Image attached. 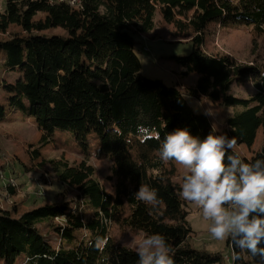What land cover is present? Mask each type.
Here are the masks:
<instances>
[{
  "label": "trees",
  "instance_id": "obj_1",
  "mask_svg": "<svg viewBox=\"0 0 264 264\" xmlns=\"http://www.w3.org/2000/svg\"><path fill=\"white\" fill-rule=\"evenodd\" d=\"M3 1L0 32L8 34L0 38V56L18 78L5 85L11 96L7 107L0 104V121L17 109L35 119L43 132V146L62 130L84 154L96 136L112 162L115 185L114 192L107 191L85 158L61 159L55 172L64 185L77 188L73 207L44 203L16 216L2 206L0 196V258L6 264H16L20 258L25 264H137L134 249L122 247L109 231L110 224L121 222L145 236L164 235L175 249V264H222L220 253L191 243L189 211L178 196L180 185L173 181L175 162H162L158 150L165 135L177 128L187 127L201 139L210 133V117L188 100L205 96L233 108L234 114L217 134L226 132L251 148L262 129V147L251 156L239 154L245 162L264 159V60L248 64L204 48L213 23L264 34V0ZM159 14L181 32L195 31L192 52L174 56L183 76L198 74L186 91L141 73L135 36L154 31ZM11 26L20 32L10 34ZM54 28H62L65 35L44 33ZM244 82L252 83L253 92L234 94L232 87ZM138 125L151 129V134L138 135ZM34 153L38 155V150ZM141 183L157 189L160 205L135 199L133 193ZM9 187L14 194L15 187ZM126 206L129 215L123 217ZM56 219L61 221L55 226L59 247L38 227ZM97 236L108 240L103 250L91 246ZM227 243L232 246L230 238ZM240 264L256 263L247 255Z\"/></svg>",
  "mask_w": 264,
  "mask_h": 264
},
{
  "label": "rangeland",
  "instance_id": "obj_2",
  "mask_svg": "<svg viewBox=\"0 0 264 264\" xmlns=\"http://www.w3.org/2000/svg\"><path fill=\"white\" fill-rule=\"evenodd\" d=\"M3 0H0L1 6ZM0 6V7H1ZM189 16L192 15L190 12ZM185 21V18H183ZM9 33H19L20 28L11 26ZM51 35H65L62 28H54L44 31ZM8 33L0 32V38L6 37ZM195 31L189 28L185 32L179 31L174 24L165 21L162 15L157 17V26L151 33L135 36V52L142 65L143 76L154 79H162L169 85L177 84L181 90H188L194 85L198 74L191 73L182 75L174 56H186L194 47L193 37ZM212 54H224L235 57L243 63H260L264 60V34L254 28H244L239 25H228L226 27L213 23L210 24L205 35V47ZM4 55L0 56V104L5 107L9 104L10 93L5 89L6 84L14 83L18 73L8 70L3 65ZM233 93L248 96L253 92L251 82L235 84ZM193 108L203 112L211 104L217 112L215 117H210L212 123H217V131L222 132L226 127V120L234 114L233 108L227 107L222 102H212L205 96L198 98L188 97ZM10 111V109H8ZM43 132L38 128L34 118L23 115L17 109L7 113L5 119L0 121V196L2 206L14 210L16 216L44 203L57 202L59 205L68 203L73 207L74 199L78 193L77 188L64 185L58 180L55 172L57 161L61 159L70 162H79L87 159L95 167V176L109 192H114L115 179L112 176V162L100 149L99 140L93 136L90 139L86 154L82 147L66 131L56 130L53 141L42 145ZM263 145V131L259 129L255 144L248 148L245 144L237 142L236 150L243 156H251ZM38 150V155L34 150ZM176 173L173 181L177 184L183 182L188 170L175 162ZM14 188V194H10V186ZM8 196H5V195ZM189 211L187 220L193 229L190 241L197 248H205L210 252L220 253L223 257L222 264L233 262V248L228 245V238L215 240L209 231L211 222L205 220L202 210L198 205L184 201ZM123 217L129 215L126 206ZM61 221L56 219L49 226L39 224L41 232L45 234L54 247L61 245L60 238L55 233V226ZM109 231L113 238L119 242L130 241L135 237L137 241L145 235L139 230L125 226L121 222L110 224ZM135 248V245H129ZM260 247H264V242ZM250 258L257 264L259 257ZM0 264H6L0 258ZM16 264H25L24 258ZM220 264V263H217Z\"/></svg>",
  "mask_w": 264,
  "mask_h": 264
},
{
  "label": "clouds",
  "instance_id": "obj_3",
  "mask_svg": "<svg viewBox=\"0 0 264 264\" xmlns=\"http://www.w3.org/2000/svg\"><path fill=\"white\" fill-rule=\"evenodd\" d=\"M203 115L215 117L217 112L209 104ZM151 131L143 125L137 127L141 136ZM217 133L215 121L203 139L192 135L187 127L177 128L161 141L159 158L188 170L178 196L199 206L203 218L211 222L209 231L215 240L230 238L233 261L240 264L251 255L259 257L257 264H264V247H260L264 242V159L245 162L236 151V138ZM155 138L160 139L158 135ZM133 196L153 207L162 203L157 189L143 183ZM107 243V238L97 236L91 246L103 250ZM133 244L137 264H175V249L162 234L147 235L139 241L132 237L122 247Z\"/></svg>",
  "mask_w": 264,
  "mask_h": 264
},
{
  "label": "built area",
  "instance_id": "obj_4",
  "mask_svg": "<svg viewBox=\"0 0 264 264\" xmlns=\"http://www.w3.org/2000/svg\"><path fill=\"white\" fill-rule=\"evenodd\" d=\"M76 2H77L76 0H71V3H72V4H74V3H76Z\"/></svg>",
  "mask_w": 264,
  "mask_h": 264
}]
</instances>
